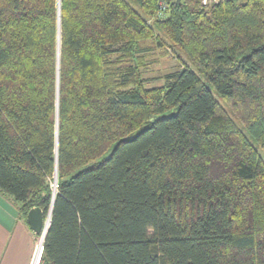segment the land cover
<instances>
[{
  "label": "trees",
  "instance_id": "trees-1",
  "mask_svg": "<svg viewBox=\"0 0 264 264\" xmlns=\"http://www.w3.org/2000/svg\"><path fill=\"white\" fill-rule=\"evenodd\" d=\"M159 1L0 0V194L55 198L39 264H264V0Z\"/></svg>",
  "mask_w": 264,
  "mask_h": 264
},
{
  "label": "crops",
  "instance_id": "crops-1",
  "mask_svg": "<svg viewBox=\"0 0 264 264\" xmlns=\"http://www.w3.org/2000/svg\"><path fill=\"white\" fill-rule=\"evenodd\" d=\"M38 237L20 218L17 207L0 194V264H32Z\"/></svg>",
  "mask_w": 264,
  "mask_h": 264
},
{
  "label": "rangeland",
  "instance_id": "rangeland-1",
  "mask_svg": "<svg viewBox=\"0 0 264 264\" xmlns=\"http://www.w3.org/2000/svg\"><path fill=\"white\" fill-rule=\"evenodd\" d=\"M172 52H173V50L170 49L168 51V53L166 54L164 50L157 49V50H154L153 52H151L152 54L149 55V58L147 59V68L144 70V77L147 79L150 86L161 85L162 79L164 76L169 75L171 73H174V72H176L182 68L181 60L179 58H177L175 54H171ZM181 58H182L183 62L189 63L188 59L185 55L182 54ZM193 69L198 73V70H196L195 68H193ZM208 86L211 89L214 96L216 97V99H218L219 102L230 112V114L233 116V118L236 119V117L231 112L230 108L227 106V104L224 102V100L217 94L214 87H212V85H210V84ZM135 134H132L129 137H133ZM258 151L261 154V156H263V158H264V152L259 147H258ZM107 155H109V154H107ZM52 184H53V186H52L53 191L56 192L54 186L57 185V176L55 177V180H54V182H52ZM40 240H41V238L38 237V241L36 244V245H38L37 250L39 249ZM37 250H36V254L38 255ZM40 256H41V254H40ZM40 256L36 257V255H35L36 259L34 258L33 264H39V262H40L39 259H41ZM37 258H38V260H37ZM35 260H36V263H35Z\"/></svg>",
  "mask_w": 264,
  "mask_h": 264
},
{
  "label": "water",
  "instance_id": "water-1",
  "mask_svg": "<svg viewBox=\"0 0 264 264\" xmlns=\"http://www.w3.org/2000/svg\"><path fill=\"white\" fill-rule=\"evenodd\" d=\"M179 2L180 0H177V3ZM54 200L55 198H53L51 207L47 214H45V212L39 207L32 208L27 214V224L30 230L33 231L38 236H41L44 234L45 235L44 241H45L46 235L51 225ZM44 241H43V244H44ZM42 252H43V245H42L41 255H42Z\"/></svg>",
  "mask_w": 264,
  "mask_h": 264
},
{
  "label": "built area",
  "instance_id": "built-area-1",
  "mask_svg": "<svg viewBox=\"0 0 264 264\" xmlns=\"http://www.w3.org/2000/svg\"><path fill=\"white\" fill-rule=\"evenodd\" d=\"M171 1L172 0H160L159 1V12H158V16L160 18H163L167 14V12L169 10V7H170V2ZM218 1L219 0H202V5L204 7H209V6L213 5V4L218 3ZM32 264H33V262H32Z\"/></svg>",
  "mask_w": 264,
  "mask_h": 264
},
{
  "label": "bare ground",
  "instance_id": "bare-ground-1",
  "mask_svg": "<svg viewBox=\"0 0 264 264\" xmlns=\"http://www.w3.org/2000/svg\"><path fill=\"white\" fill-rule=\"evenodd\" d=\"M169 10H170V7H169ZM169 10H168V12H169ZM168 12H167V14H168ZM167 14H166V15H167ZM166 15H165V16H166ZM54 187H55V191H57V186L55 185ZM39 237L41 238V240H40V245H39V247H40V248H39V252H40V251H42V245H43V241H44V237H45V235L43 234V235H41V236H39ZM36 257H37V255H36ZM35 259H36V258H35ZM35 263H36V260H35Z\"/></svg>",
  "mask_w": 264,
  "mask_h": 264
}]
</instances>
